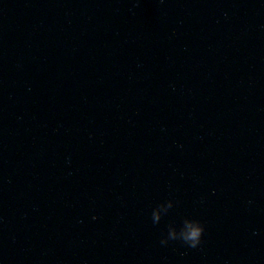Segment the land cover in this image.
<instances>
[{
  "label": "water",
  "instance_id": "95a60500",
  "mask_svg": "<svg viewBox=\"0 0 264 264\" xmlns=\"http://www.w3.org/2000/svg\"><path fill=\"white\" fill-rule=\"evenodd\" d=\"M0 264H264V0H0Z\"/></svg>",
  "mask_w": 264,
  "mask_h": 264
},
{
  "label": "clouds",
  "instance_id": "9594fccd",
  "mask_svg": "<svg viewBox=\"0 0 264 264\" xmlns=\"http://www.w3.org/2000/svg\"><path fill=\"white\" fill-rule=\"evenodd\" d=\"M160 216L159 210L155 212V218L158 220ZM95 219V217H93ZM205 233V225L201 222L188 223L177 233L174 230L170 231L169 236L161 240L162 244H167L169 240H180L190 248L198 247L203 239Z\"/></svg>",
  "mask_w": 264,
  "mask_h": 264
}]
</instances>
